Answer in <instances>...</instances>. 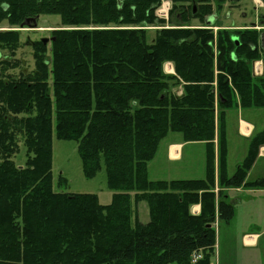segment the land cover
I'll list each match as a JSON object with an SVG mask.
<instances>
[{
    "label": "trees",
    "instance_id": "1",
    "mask_svg": "<svg viewBox=\"0 0 264 264\" xmlns=\"http://www.w3.org/2000/svg\"><path fill=\"white\" fill-rule=\"evenodd\" d=\"M159 1L0 0V25L57 14L69 28L31 42L33 69L18 74L11 71L21 64V31H0V264H210L215 215L226 223L233 217V205L221 191L216 198L208 179L215 135L219 184L264 188V179L245 182L264 129L229 177L225 138L227 110L264 108L261 30L223 28L215 40L211 28L182 26L192 5H174L176 27L149 38L145 27L163 25L154 14ZM221 6H203L200 15ZM258 59L263 73L254 76ZM165 61L175 74L163 72ZM169 132L206 143L205 179L149 178L147 164ZM18 136L23 166L12 160ZM53 136L76 142L85 177L104 167L109 204L94 193L55 191ZM66 183L59 175L57 185ZM142 200L146 223L137 213ZM194 204L197 215L190 213ZM198 250L202 257L192 262Z\"/></svg>",
    "mask_w": 264,
    "mask_h": 264
},
{
    "label": "rangeland",
    "instance_id": "2",
    "mask_svg": "<svg viewBox=\"0 0 264 264\" xmlns=\"http://www.w3.org/2000/svg\"><path fill=\"white\" fill-rule=\"evenodd\" d=\"M219 1V0H218ZM213 7L216 6V0H212ZM222 10L214 12L216 20L218 19V27L215 26L213 32L216 40V31L226 28L231 29L232 25L237 29L242 25L259 24V19L264 20V5L255 9L253 0H241L236 7L229 8L228 2L222 0ZM264 3V2H263ZM60 18L57 14H42L36 19V28L20 29V46L16 51V58L21 64L14 69V74L19 71L28 72L33 69L32 47L31 42L42 37H50V31L54 28H64L66 26L59 25ZM31 22L30 24H32ZM200 22L193 20L187 24L182 23V26L193 27L199 26ZM170 24V23H168ZM165 25V26H168ZM163 25H159L161 27ZM233 27V28H234ZM19 30V27H10L6 23L0 25V31ZM69 29V28H68ZM154 29H150L149 36L152 37ZM264 44V43H263ZM264 46V45H263ZM2 54H8L2 51ZM216 100V98H215ZM216 103V101H215ZM252 119L257 129L264 127V108H233L227 110V138L229 143V169L228 173H232L238 161L242 159L243 144L235 138L234 128L239 117ZM178 132H169L168 135L173 136ZM18 150L12 156V160L17 166H23L25 162V147L22 143L21 136H18ZM77 144L74 141L60 140L53 136V158H52V177L53 187L55 191L69 192V193H94L98 197L101 204H109L112 199V191L106 184V173L104 167L92 178L84 176L81 168V160L77 152ZM162 150V149H161ZM195 154L192 162L185 161L182 158L179 161H164L162 158V151L157 152L151 166L148 169L149 177L153 178H186V177H201L198 179H205L207 176V166L203 165L204 148L203 145L188 146L186 151ZM218 151V150H217ZM208 152V151H207ZM209 154V153H208ZM212 154L213 150H212ZM207 155V153H206ZM212 156V155H211ZM213 160V161H212ZM211 168L208 171V179L218 183L217 191H220V181L223 178V164L221 159L216 160V167L214 157L211 159ZM210 166V165H209ZM205 167V168H204ZM227 168V165H226ZM62 175L67 179L66 184L57 185L58 176ZM224 188L223 186H221ZM222 191V190H221ZM231 192L230 194H234ZM237 194V193H236ZM259 198L263 195H255ZM263 198V197H262ZM231 201V200H230ZM234 214L230 222L226 223L218 220L216 230L215 252L211 257L213 264H264V234L259 239V244L255 248L243 247L239 239V232L249 229H257V227H264V200H235L233 204ZM138 218L142 223L149 220L148 205L145 200L137 204ZM218 242V244H217Z\"/></svg>",
    "mask_w": 264,
    "mask_h": 264
},
{
    "label": "crops",
    "instance_id": "3",
    "mask_svg": "<svg viewBox=\"0 0 264 264\" xmlns=\"http://www.w3.org/2000/svg\"><path fill=\"white\" fill-rule=\"evenodd\" d=\"M200 27V26H199ZM192 28H195L193 26ZM258 66V65H257ZM251 69L253 71V63H251ZM162 70L165 74L171 75L175 74L174 71V66L171 61H166L162 64ZM176 94L180 95L182 92L181 87H178L175 89ZM240 109V108H238ZM227 111H226V116H225V138H226V145H227V154H226V163H227V168H226V174L229 176L233 175V173L236 170V167L241 164V162L245 159L248 149H249V143L251 138L262 131V129H257V126L255 122L252 119L249 118H243L239 117L236 121V126L234 128L235 132V138L237 141L242 142L243 144V150H242V159L241 161H238L235 170L232 173H228L229 169V143H228V138H227ZM193 145H203L204 148V160H203V165L205 166L206 162V153H207V145L204 141H186L183 137V135L178 132L174 134L173 136L167 135L159 142L155 156L157 152L162 151V158L163 160L166 161H179L182 158L185 159L187 162H192L195 158V154L189 152L188 150L185 152V149H187L188 146H193ZM162 149V150H161ZM213 153L212 156L214 157V163L216 167V160H218V151H217V142H216V135L215 139L213 141ZM153 157V159L155 158ZM153 159L151 161H153ZM151 161L148 162L147 164V173L148 169L151 166ZM205 168V167H204ZM149 176V175H148ZM152 180H173L176 178H153L149 177ZM201 177H186V178H179V179H198ZM257 179H264V144L260 145L258 147L257 155L254 159L253 164L251 165L250 169L247 172V175L245 177V182H251ZM218 189V183H214L213 185V192L215 193L216 198H218L219 191ZM220 190L222 192V199L226 200L227 202L231 203L232 205L235 203V200H238L240 203V200H264V188H250L247 186L240 185L238 187H220ZM231 192H235L234 194H230ZM237 193V194H236ZM263 195L259 198V196L255 195ZM263 197V198H262ZM231 200V201H230ZM199 209V205H195ZM234 214V210H233ZM231 221V220H230ZM264 234V227H257V229H249V230H244L239 232V239L241 242V245L243 247H248V248H255L259 244V239L260 237ZM216 241V239H215ZM218 244V242H217ZM210 264H213L212 261Z\"/></svg>",
    "mask_w": 264,
    "mask_h": 264
},
{
    "label": "flooded vegetation",
    "instance_id": "4",
    "mask_svg": "<svg viewBox=\"0 0 264 264\" xmlns=\"http://www.w3.org/2000/svg\"><path fill=\"white\" fill-rule=\"evenodd\" d=\"M195 1L196 0H188L187 2H182L181 0H177V1L171 0V10L174 8V5H179L181 8V6H183V5L189 6V4H190V5H192L191 6L192 14H190V22L192 20L198 21L199 19H201V21H200L201 23H206L209 21L213 22L214 20H216V18L214 16H212L213 15L212 11H211L212 13H207V14L205 13L202 16L200 15L201 7L209 5V6H211V8H213L212 0H208L207 2L202 1L199 3V6H197ZM226 1L228 2V5H229L228 7L231 8V7H236L239 4V1H241V0H239V1L238 0H226ZM216 2L218 3L219 1L216 0ZM159 3H160V1H159ZM159 3L156 5V7H158L160 5ZM184 9H186V8H184ZM182 11H183V9H182ZM215 15H217V14H215ZM212 17H214V18L212 19ZM170 20H171V17L169 16V21ZM173 21L178 22V18H174ZM259 22L262 23V22H264V20L259 19ZM262 41L264 43V34L262 35Z\"/></svg>",
    "mask_w": 264,
    "mask_h": 264
},
{
    "label": "water",
    "instance_id": "5",
    "mask_svg": "<svg viewBox=\"0 0 264 264\" xmlns=\"http://www.w3.org/2000/svg\"><path fill=\"white\" fill-rule=\"evenodd\" d=\"M33 20H34V19H33ZM210 22H211V21H210ZM23 24H29V21L26 20L25 22H23V23L21 24V26H22ZM35 25H36V24H35V21H34L33 26H35ZM43 42L46 43V42H47V39H43Z\"/></svg>",
    "mask_w": 264,
    "mask_h": 264
},
{
    "label": "built area",
    "instance_id": "6",
    "mask_svg": "<svg viewBox=\"0 0 264 264\" xmlns=\"http://www.w3.org/2000/svg\"><path fill=\"white\" fill-rule=\"evenodd\" d=\"M163 6H165V4H163ZM164 10H165V9L162 7V8L160 9V13H159V14H160V15H163V14H161V13H164Z\"/></svg>",
    "mask_w": 264,
    "mask_h": 264
}]
</instances>
